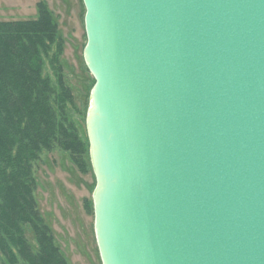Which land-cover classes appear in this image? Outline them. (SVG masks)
Returning <instances> with one entry per match:
<instances>
[{
    "label": "water",
    "instance_id": "obj_1",
    "mask_svg": "<svg viewBox=\"0 0 264 264\" xmlns=\"http://www.w3.org/2000/svg\"><path fill=\"white\" fill-rule=\"evenodd\" d=\"M102 264H264V0H82Z\"/></svg>",
    "mask_w": 264,
    "mask_h": 264
},
{
    "label": "trees",
    "instance_id": "obj_2",
    "mask_svg": "<svg viewBox=\"0 0 264 264\" xmlns=\"http://www.w3.org/2000/svg\"><path fill=\"white\" fill-rule=\"evenodd\" d=\"M45 5L37 3L35 18L0 20V264H70L39 212L34 167L53 149L77 160L88 142L73 118L62 38Z\"/></svg>",
    "mask_w": 264,
    "mask_h": 264
},
{
    "label": "rangeland",
    "instance_id": "obj_3",
    "mask_svg": "<svg viewBox=\"0 0 264 264\" xmlns=\"http://www.w3.org/2000/svg\"><path fill=\"white\" fill-rule=\"evenodd\" d=\"M39 2L46 4L45 9L57 21L62 38L59 59L76 104L73 118L89 144L85 117L94 79L83 58L86 34L82 0H0V20L35 18ZM88 144L87 151L77 160L59 149L44 151L34 167V195L39 212L70 264H102L93 224L92 194L96 180ZM26 236L36 250L38 244L32 233L27 230Z\"/></svg>",
    "mask_w": 264,
    "mask_h": 264
}]
</instances>
